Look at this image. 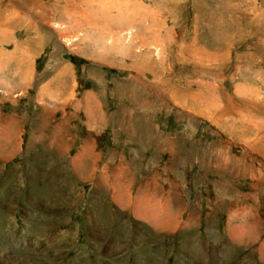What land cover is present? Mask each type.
I'll return each mask as SVG.
<instances>
[{
  "label": "rangeland",
  "instance_id": "rangeland-1",
  "mask_svg": "<svg viewBox=\"0 0 264 264\" xmlns=\"http://www.w3.org/2000/svg\"><path fill=\"white\" fill-rule=\"evenodd\" d=\"M76 230L95 264H264V0H0V264Z\"/></svg>",
  "mask_w": 264,
  "mask_h": 264
},
{
  "label": "crops",
  "instance_id": "crops-1",
  "mask_svg": "<svg viewBox=\"0 0 264 264\" xmlns=\"http://www.w3.org/2000/svg\"><path fill=\"white\" fill-rule=\"evenodd\" d=\"M239 246H240V243H237V244H232L231 245V247H232V251H233V254L235 255V257H241V256H239V254H240V252H241V250H240V248H239ZM248 254V255H247ZM244 255H247L246 256V258H247V260L249 261V264H253V262H252V257H253V254L251 253V251L249 250V252H247V253H244ZM234 259V258H233Z\"/></svg>",
  "mask_w": 264,
  "mask_h": 264
},
{
  "label": "bare ground",
  "instance_id": "bare-ground-1",
  "mask_svg": "<svg viewBox=\"0 0 264 264\" xmlns=\"http://www.w3.org/2000/svg\"><path fill=\"white\" fill-rule=\"evenodd\" d=\"M130 12H131V11H130ZM229 216H230V215H229ZM2 242H3V241L0 240V243H2ZM41 244H42V242H41V239H40L39 242H38V245L41 246ZM38 245H37V246H38ZM62 245L64 246V243H63ZM8 247L10 248V245H9ZM8 247H7V248H8ZM61 247H62V246H61ZM15 251L18 252L17 250H15ZM15 251H14V252H15ZM23 252H24V251H22V253H23Z\"/></svg>",
  "mask_w": 264,
  "mask_h": 264
}]
</instances>
